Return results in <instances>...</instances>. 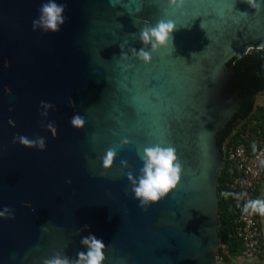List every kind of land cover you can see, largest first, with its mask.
<instances>
[{
  "label": "water",
  "instance_id": "water-1",
  "mask_svg": "<svg viewBox=\"0 0 264 264\" xmlns=\"http://www.w3.org/2000/svg\"><path fill=\"white\" fill-rule=\"evenodd\" d=\"M44 2L0 0V211L15 217H0V264H42L58 251L76 258L90 234L106 245L103 264H218V140L241 108L229 63L264 49V10L243 0H185L180 9L57 0L67 4L60 31H33ZM161 19L175 24L171 41L145 64L129 49L142 48L140 30ZM41 101L54 105L47 117ZM75 114L83 129L72 127ZM17 134L45 138V150L13 143ZM157 143L175 147L183 172L144 211L127 173L139 177L137 149ZM109 148L117 155L102 175Z\"/></svg>",
  "mask_w": 264,
  "mask_h": 264
},
{
  "label": "clouds",
  "instance_id": "clouds-1",
  "mask_svg": "<svg viewBox=\"0 0 264 264\" xmlns=\"http://www.w3.org/2000/svg\"><path fill=\"white\" fill-rule=\"evenodd\" d=\"M247 3L251 9L255 12L264 10V0H243ZM109 3L115 7L117 0H109ZM169 7L177 9L182 8L185 0H168ZM232 3V7H233ZM67 8L66 3H58L57 0H46L42 3L38 9V17L32 21L33 31L40 30L43 33H57L60 31L61 26L66 22L67 17L64 15ZM122 14V13H121ZM241 16L246 17L248 13L240 12ZM175 24L172 21L159 20L155 26H150L146 23L140 30L139 39L143 43V47L138 51L135 48L129 49L132 56L137 60L148 64L152 60V54L157 52L163 47H167L171 41V36ZM203 28V22L201 23ZM150 46V51L148 50ZM208 47V46H207ZM121 48V60L127 61L128 55L123 51L124 46ZM174 50V49H173ZM200 53H191L195 58ZM125 70L130 69L133 65H123ZM40 108L43 111L41 116L47 117L48 110L54 109V105L45 101L40 102ZM73 128L79 130L83 129L86 124V120L83 116L75 114L70 121ZM48 128L55 130L52 123L47 125ZM19 143L26 148H37L40 151L45 150L46 142L45 138L37 137L35 139H29L26 136L16 135L13 138V143ZM130 141L124 138L120 147L127 146ZM117 151L115 148H109L106 150L105 155L102 157V175L107 174V170L111 169L116 158ZM137 155L143 163V167L140 169V175L134 178L132 172L127 173V179L131 184V192L134 194V198L139 201V207L147 211L148 207L160 202L165 198L172 190H174L181 181L183 164L180 161L175 147L162 146L157 143L151 146L144 147L142 151L137 149ZM121 166L127 167V161L121 160ZM71 183V181H68ZM232 192H224L223 196L228 198L229 196H235ZM239 197H237L238 199ZM35 211V209H33ZM243 211L245 213L259 214L264 216V199L248 200L244 206ZM0 217L7 219H14L12 210L5 207L3 211H0ZM88 228L87 225L84 229H78L77 235L81 231ZM81 245L86 251H80L76 254V258L70 259L68 256L63 255L61 252H56L51 258L43 260L42 264H103L105 261V248L106 245L101 239H97L95 235H88L81 239Z\"/></svg>",
  "mask_w": 264,
  "mask_h": 264
},
{
  "label": "trees",
  "instance_id": "trees-1",
  "mask_svg": "<svg viewBox=\"0 0 264 264\" xmlns=\"http://www.w3.org/2000/svg\"><path fill=\"white\" fill-rule=\"evenodd\" d=\"M229 65L234 68V87L241 99L240 112L229 121L226 128L220 132L218 143L224 153V166L219 176V196L221 202L219 235L221 244L226 246L228 253H224L221 245V256L231 262V255L242 254L243 242L237 234V222L239 200L236 196L225 198L224 192H232L230 183L233 178L231 164L227 159L228 151L239 143L251 146L264 137V107L257 108L256 118L262 125L252 127L246 122L255 109V99L260 93H264V49H254L242 57L233 59ZM240 119V121L238 120ZM242 123L243 131L229 139L235 127ZM255 132V133H254ZM263 217V216H262ZM263 228V220H262ZM264 230V229H263Z\"/></svg>",
  "mask_w": 264,
  "mask_h": 264
},
{
  "label": "built area",
  "instance_id": "built-area-1",
  "mask_svg": "<svg viewBox=\"0 0 264 264\" xmlns=\"http://www.w3.org/2000/svg\"><path fill=\"white\" fill-rule=\"evenodd\" d=\"M227 159L233 172L230 189L239 197L236 222L237 234L244 246L242 254L246 259H264L262 216L243 211L248 200L258 199V190L264 181V137L251 146L235 145L228 151Z\"/></svg>",
  "mask_w": 264,
  "mask_h": 264
},
{
  "label": "rangeland",
  "instance_id": "rangeland-1",
  "mask_svg": "<svg viewBox=\"0 0 264 264\" xmlns=\"http://www.w3.org/2000/svg\"><path fill=\"white\" fill-rule=\"evenodd\" d=\"M260 106L264 107V93H260L256 96L254 112L251 114V116L246 121L248 125L255 127V128L262 125V123L260 122V119L255 117L257 115V108ZM240 131H243L241 122L235 127L234 132L229 139H232L233 137L236 138L235 135L239 133ZM262 220H263V229H264V216L262 217ZM223 247H224V253L227 254L228 250L226 249V246H223ZM220 249H221V246H220ZM220 257H222L221 254H220ZM218 264H264V259L248 260L243 256V254L239 253L236 255H231V262H228L225 260V258H223V260H219Z\"/></svg>",
  "mask_w": 264,
  "mask_h": 264
},
{
  "label": "crops",
  "instance_id": "crops-1",
  "mask_svg": "<svg viewBox=\"0 0 264 264\" xmlns=\"http://www.w3.org/2000/svg\"><path fill=\"white\" fill-rule=\"evenodd\" d=\"M258 199H264V181L261 184V186L259 187V190H258ZM248 260H250V259H248ZM260 260H262V259H260Z\"/></svg>",
  "mask_w": 264,
  "mask_h": 264
},
{
  "label": "flooded vegetation",
  "instance_id": "flooded-vegetation-1",
  "mask_svg": "<svg viewBox=\"0 0 264 264\" xmlns=\"http://www.w3.org/2000/svg\"><path fill=\"white\" fill-rule=\"evenodd\" d=\"M239 120V119H238Z\"/></svg>",
  "mask_w": 264,
  "mask_h": 264
}]
</instances>
